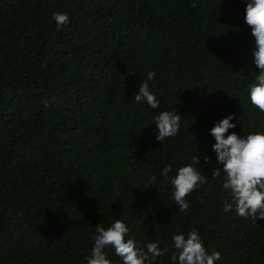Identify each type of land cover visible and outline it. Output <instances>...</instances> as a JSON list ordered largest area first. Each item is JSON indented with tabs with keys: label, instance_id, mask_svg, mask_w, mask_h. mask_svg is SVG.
Listing matches in <instances>:
<instances>
[{
	"label": "trees",
	"instance_id": "obj_1",
	"mask_svg": "<svg viewBox=\"0 0 264 264\" xmlns=\"http://www.w3.org/2000/svg\"><path fill=\"white\" fill-rule=\"evenodd\" d=\"M246 3L0 0V264H87L96 225L116 220L145 251L169 249L152 264H172V236L193 230L215 264H264V219L224 212L231 194L211 176L216 122L264 132L247 96L259 69ZM53 13L69 24L57 30ZM148 72L157 109L134 99ZM161 111L182 119L159 143ZM194 155L209 158L208 182L180 212L161 173Z\"/></svg>",
	"mask_w": 264,
	"mask_h": 264
},
{
	"label": "clouds",
	"instance_id": "obj_2",
	"mask_svg": "<svg viewBox=\"0 0 264 264\" xmlns=\"http://www.w3.org/2000/svg\"><path fill=\"white\" fill-rule=\"evenodd\" d=\"M195 5H193L194 7ZM57 30L69 24L66 13H53ZM245 23L250 26L251 34L255 38V49L252 52L253 62L258 74L248 86L247 96L252 106L264 113V0H247L245 7ZM155 77L154 72L147 73V79L139 85L134 99L137 103L146 101L153 109L159 108V101L149 86V81ZM234 114L222 118L210 129V135L215 143L212 150L216 154L219 167H213L211 176L220 179L223 174L222 186L231 194L232 202H225L224 212H231L235 204V212L245 219H264V132H251L240 137L229 129L236 127ZM182 117L177 112L161 111L154 117L157 135L155 139L161 143L166 138L174 137L180 130ZM227 134V135H226ZM201 159L209 162L208 157L194 155L191 163L176 170L174 176H169L171 165H166L161 175L164 181L170 182L173 188L172 197L180 212L189 208L186 197L200 185L207 183V176L202 174L199 167ZM155 183L156 177L150 178ZM129 232L126 224L120 220L114 221L109 227L103 223L96 225L94 244L91 254L86 258L87 264H111L106 257L105 249L111 247L122 264H152L158 257H162L169 249H161L159 242L138 246L133 239H125ZM175 252L170 257L172 264H215L221 259L218 251L207 252L198 232L193 230L187 236L183 233L172 236Z\"/></svg>",
	"mask_w": 264,
	"mask_h": 264
}]
</instances>
